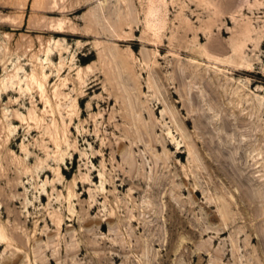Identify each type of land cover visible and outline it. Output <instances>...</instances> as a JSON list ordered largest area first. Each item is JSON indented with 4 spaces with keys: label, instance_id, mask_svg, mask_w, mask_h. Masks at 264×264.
<instances>
[{
    "label": "rangeland",
    "instance_id": "obj_1",
    "mask_svg": "<svg viewBox=\"0 0 264 264\" xmlns=\"http://www.w3.org/2000/svg\"><path fill=\"white\" fill-rule=\"evenodd\" d=\"M164 1L166 21L156 37L145 25L149 0H40L39 9L36 0H0V15L17 19L0 24V264H234L238 258L246 264L257 255V238L249 248L243 243L249 226L262 228L264 237V0ZM125 2L134 5L133 18H127L131 29L121 33L126 42H119L104 33L113 31L117 13H126ZM103 5L111 16L102 18V25H88ZM52 10L56 13L49 14ZM58 19L69 22L59 36L48 29ZM110 51L132 68L115 80L111 67L112 85L99 61L100 53ZM16 71L12 92L4 94L2 81ZM43 72L45 99L36 86L26 90L27 77ZM132 109V118L139 120L143 112L146 127L156 130L138 136L122 119ZM202 138L211 148L205 151L208 161L194 152L197 165L188 144ZM178 144L186 152L183 158L176 157ZM124 157L136 163L124 164ZM138 173L145 185L132 186ZM181 179L187 187L180 186ZM121 180L129 184L125 189L119 188ZM188 188H200L199 203L187 190L179 193ZM245 191L241 201L248 205L236 200ZM229 200L235 210L228 209ZM173 201L188 224L204 223L207 212L200 206L214 203L211 212L219 219L222 208L236 213V226L219 240L217 235L192 238L172 226L180 221L170 208ZM249 202L262 209L261 216ZM185 208L195 214L184 215ZM152 209L156 213L148 212ZM133 216L142 218L132 226ZM198 253L206 257L199 261Z\"/></svg>",
    "mask_w": 264,
    "mask_h": 264
},
{
    "label": "bare ground",
    "instance_id": "obj_2",
    "mask_svg": "<svg viewBox=\"0 0 264 264\" xmlns=\"http://www.w3.org/2000/svg\"><path fill=\"white\" fill-rule=\"evenodd\" d=\"M40 1V0H39ZM39 1L38 0H36V2H35V7L37 8V9H39V5H40V3H39ZM128 1V0H127ZM193 1H195V0H193ZM201 1V0H200ZM199 1V3L200 4H202V1L200 2ZM50 2V1H49ZM233 2V1H232ZM148 3H150V7H149V9L147 10V13H146V28L150 31V32H152V34H154L156 37H159V34H160V32L164 29V23H165V14H164V12H163V7H164V5H165V7H166V2L164 1V0H149V2ZM231 3V2H230ZM54 4V3H53ZM120 4V3H119ZM204 4V3H203ZM206 4V3H205ZM57 5V4H56ZM56 5L54 6V8H56ZM149 5V4H148ZM196 5H198V4H196ZM59 6V5H58ZM124 6L125 7H122V8H125L126 9V13H124V14H122V13H117L115 16H116V18H117V21L115 22L114 21V23L113 24H111V22H109L110 24H111V26L110 27H112V29H113V31L111 30V31H109L108 29L106 30L105 29V33L104 34H106V36H107V38L109 37V38H115L116 40H118L119 42H126V41H122L120 38L121 37H126V36H124V35H126V34H124V35H122L121 36V33L125 30V28H129V27H131V25L130 24H128V20H127V18L128 17H132L133 16V13H132V10L134 9V5L133 4H131V3H124ZM170 7V6H169ZM60 8H62V7H60ZM231 8V7H230ZM58 9V8H57ZM109 8H108V6H106V5H103V6H101V11H100V13L98 14V18L96 19L97 21H93V23L92 24H88V25H91V26H94V27H96V25L97 26H99V25H102V18H105L106 20H108V16H111L110 15V13H108L109 12V10H108ZM124 9V10H125ZM219 9H220V7H219ZM219 9H217L216 8V10H219ZM119 10V9H118ZM231 9H229V11H230ZM134 11V10H133ZM46 12V11H45ZM63 12V11H62ZM111 12V11H110ZM114 12V11H113ZM207 12V11H206ZM47 13V12H46ZM48 13L50 14H54V13H56V11L55 10H52V11H48ZM218 14L220 13V12H217ZM97 16V15H96ZM114 16V17H115ZM200 16V15H199ZM133 18V17H132ZM132 18H130L131 19V21H132ZM15 22V21H17V19H13V18H11V17H4V16H2V15H0V24H4V23H7V22ZM107 22V21H106ZM50 24V23H49ZM132 25H133V23H131ZM69 25V22H68V20H65V19H58V20H53L52 21V25L51 26H49L48 27V29H49V32L50 33H52V34H54V35H57V36H59V35H62V34H65L66 33V29H67V26ZM209 26V25H208ZM193 27V26H192ZM207 27V26H206ZM211 27H212V25H211ZM106 28V27H105ZM195 28V27H194ZM129 29H131V28H129ZM196 29V28H195ZM133 30V29H132ZM131 30V31H132ZM208 30V29H207ZM71 31H72V34L75 36L77 33H75L76 32V30H75V28H72L71 29ZM147 31V30H146ZM210 31V29L207 31V32H209ZM219 31V30H218ZM223 31V30H222ZM100 32V31H99ZM148 32V31H147ZM221 32V31H220ZM146 33V32H145ZM144 33V34H145ZM198 33V32H197ZM212 33V32H211ZM248 33V32H247ZM101 34V33H100ZM203 34V33H202ZM209 34H210V32H209ZM222 34H224V32L222 33ZM98 35V34H97ZM186 35V34H185ZM105 36V35H104ZM148 36H150V35H148ZM209 37V36H208ZM210 37H212V36H210ZM128 38V37H127ZM126 38V39H127ZM151 38V37H150ZM52 39V38H51ZM198 39V38H197ZM128 40H130V38L128 39ZM150 40V39H149ZM202 40V39H201ZM53 40H49V43H51ZM130 42V41H129ZM148 42V41H147ZM158 42V41H157ZM197 42H198V40H197ZM211 43H213L212 41H210ZM150 43H151V41H150ZM159 43V42H158ZM161 43H163V42H161ZM160 43V44H161ZM152 44H154V42L152 43ZM155 45H156V43H155ZM154 45V46H155ZM216 45V44H215ZM212 46V45H211ZM158 47V46H157ZM216 47V46H215ZM55 48L56 49H59V48H62L61 47V44L59 43V42H55ZM159 49H160V47H159ZM237 49V48H236ZM61 50V49H60ZM108 50V49H107ZM104 51V50H103ZM205 51V50H204ZM235 51H237V50H235ZM50 52V50H48V53ZM60 52V51H59ZM206 52V51H205ZM100 53V52H99ZM107 53V52H106ZM208 54V53H207ZM99 61L101 62V64L103 65V67L105 68V69H107V82L110 84V85H112V83H113V80L115 79V80H118V79H122L123 80V74H129V73H131L132 72V68L130 67V64H129V62L127 61V60H125V58H122V55L120 54V53H113L112 51H110L106 56L104 55V54H99ZM149 62V61H148ZM111 67H113L114 69H115V71H116V75H115V77H114V79L112 78V70H110L111 69ZM90 69V68H89ZM84 70V69H83ZM82 69L79 71V73H78V76H79V78H82L81 77V73H82V71H83ZM114 73V72H113ZM17 74H18V71H16L15 73H12V74H9L8 75V78H7V80L6 79H4L3 81H2V83H1V85H2V89H1V91L2 92H5L4 94H7L8 92H9V94L12 92L11 90H10V86H9V84L11 83H13V79L14 78H17ZM38 74H35V73H33L32 75H30L29 77H27L28 78V80H29V83L27 84V88H26V90L28 91V92H31L32 91V87L33 86H36L37 87V89L42 93V98L43 99H45L46 98V82H47V79H48V77H47V75L43 72L42 74H41V76H37ZM81 80V79H80ZM180 82V81H179ZM99 84V83H98ZM13 86V85H12ZM96 86H98V85H95L94 86V88H96ZM116 86V85H115ZM35 87V88H36ZM150 87V86H149ZM151 88V87H150ZM92 89V88H91ZM170 91V90H169ZM3 94V93H2ZM169 95H171V94H169ZM185 97V96H184ZM172 98V97H171ZM186 99V98H185ZM126 100V99H125ZM202 101V100H201ZM185 102V101H184ZM183 102V103H184ZM48 103H50V102H48ZM201 103V102H200ZM185 104V103H184ZM184 104H183V106H184ZM186 104H187V102H186ZM155 106V105H154ZM186 106V105H185ZM157 107V106H156ZM187 107V106H186ZM188 107H189V105H188ZM151 108V107H150ZM184 108V107H183ZM131 109V108H130ZM146 110V109H145ZM144 110V111H145ZM186 110H187V108H186ZM189 110H192V109H190V107H189ZM124 111V110H123ZM132 112L134 113V109H132L131 110V112L129 111V112H127L126 113V115H123L122 116V119L124 120V122L126 121L129 125H133V127L135 126L136 127V133H138V136H139V134L141 135H143L144 133L146 134V133H148V132H150V131H155L156 129H148L147 127H146V125H145V123H144V120H143V116L144 115H142V113H141V115H140V118H139V120H137V119H134L135 118V116H133L134 118H132L131 117V114H132ZM189 111H187V113H188ZM193 112V111H192ZM124 113V112H123ZM146 113V112H145ZM190 113V112H189ZM148 116H150L151 117V120H152V117H153V119H154V116H155V112L154 111H152V109H150V110H148ZM180 114V113H179ZM192 114V113H191ZM168 115V114H167ZM200 115V114H199ZM166 116V115H165ZM188 116V115H187ZM194 116H195V114H194ZM201 116V115H200ZM206 116V115H205ZM176 117V116H175ZM197 117V116H196ZM149 118V117H148ZM173 118H174V116H173ZM182 118V117H181ZM180 118V119H181ZM188 118V117H187ZM192 118V117H191ZM198 118H199V116H198ZM204 118V117H203ZM203 118H201V121H202V119ZM166 119V118H165ZM167 119H168V117H167ZM200 119V118H199ZM205 119V118H204ZM174 120H175V118H174ZM184 120V119H183ZM122 121V120H121ZM187 121V124L190 122V120H186ZM200 121V120H199ZM198 121V122H199ZM194 122V121H193ZM203 122V121H202ZM205 123V122H204ZM64 124V123H63ZM194 125H196V122H194L193 123ZM231 125V124H230ZM68 126V125H67ZM196 126H198V125H196ZM200 126V125H199ZM57 127V126H56ZM64 127V126H63ZM59 128H60V126H59ZM150 128V127H149ZM155 128H156V126H155ZM204 128H206V127H204ZM164 129V128H163ZM168 129V128H167ZM197 129V128H196ZM199 129L201 130L202 128H200L199 127ZM209 129V128H208ZM60 130H62V129H60ZM65 130H66V128H65ZM210 130V129H209ZM58 131V130H57ZM170 131V130H169ZM172 131V130H171ZM171 131H170V133H171ZM202 131H204L203 129H202ZM206 131V130H205ZM63 132V131H62ZM122 132H125V130L124 131H122ZM183 132V131H182ZM56 133V132H55ZM61 133V132H60ZM65 133V132H64ZM133 133V132H132ZM170 133L168 134L169 135V137H170ZM206 133H207V131H206ZM130 134V133H129ZM135 133H133V135H134ZM144 134V135H145ZM151 134V133H150ZM172 134V133H171ZM64 135H66V134H64ZM132 135V134H131ZM132 135V136H133ZM142 135L140 136V137H142ZM56 136H57V133H56ZM63 136V135H62ZM61 136V137H62ZM127 136H128V134H127ZM147 136V135H146ZM172 136V135H171ZM182 136V135H181ZM66 137V136H65ZM125 137H126V135H125ZM129 137V136H128ZM148 137V136H147ZM150 137V136H149ZM148 137V138H149ZM183 137V136H182ZM186 137H187V135H186ZM219 137V136H218ZM63 138V137H62ZM130 138V137H129ZM135 138V137H134ZM137 138H139V137H136L135 138V140H139V139H137ZM171 138V137H170ZM174 138V137H173ZM195 138V137H194ZM212 138H214V136L212 137ZM216 138V140H217V137H215ZM57 139H58V137H57ZM131 139V138H130ZM150 139V138H149ZM167 139V138H166ZM165 139V140H166ZM188 139V138H187ZM186 139V140H187ZM191 139V138H190ZM203 139V138H202ZM63 140V139H62ZM66 140V139H65ZM142 140V138L139 140V141H141ZM175 140V139H174ZM192 140H193V138H192ZM197 141H198V139H196ZM195 140V141H196ZM206 140H208V139H206ZM205 140V138L203 139V141L202 142H195V145L193 146V145H190V143L188 144V146H190V153H191V155H192V160H193V162H194V164H196V162H197V165H199L200 163H198L199 161H200V159L199 158H197V156L195 155V153L194 152H197L198 150H199V152L201 153V155H199V156H203V159H205V160H207L208 161V158L206 157L207 155H205V151H207V150H209L210 148H211V145H209L208 143H207V141ZM59 141H60V138H59ZM127 141H129L128 139H127ZM190 142H191V140H189ZM62 142V141H61ZM142 142V141H141ZM140 142V143H141ZM184 142H186L185 141V139H184ZM188 142V141H187ZM209 142H212V141H209ZM216 142V141H215ZM225 142V141H224ZM229 142V141H228ZM130 143V142H129ZM165 143V142H164ZM169 143V142H168ZM177 143V142H176ZM217 143V142H216ZM226 144H227V140H226V142H225ZM231 143V142H230ZM229 143V144H230ZM58 144H61V143H59L58 142ZM121 144V143H120ZM122 144H124V143H122ZM151 144V143H150ZM192 144V143H191ZM215 144V143H214ZM229 144H227L228 146H229ZM157 145H158V143H157ZM157 145H155V146H157ZM164 145V144H163ZM162 145V146H163ZM167 145V144H166ZM187 145V144H186ZM226 145V146H227ZM231 146H232V144H230ZM61 146V145H60ZM119 146V145H118ZM131 146H132V148H135V149H138L139 148V145H137V147H134L132 144H131ZM161 146V147H162ZM169 147L171 146L170 144L168 145ZM188 146H186L187 148H188ZM213 146L214 145H212V148H213ZM217 146H218V144H217ZM119 147H121V146H119ZM125 147V146H124ZM178 147V148H177ZM177 152H176V157L177 158H183L184 156H185V154H186V152H183V147H181V145L180 144H178L177 145ZM221 147H222V145H221ZM223 147H225L224 145H223ZM60 148V147H59ZM108 148H110V147H108ZM126 148V147H125ZM157 148H158V146H157ZM166 149V147H165V145L163 146V149ZM117 149H118V147H117ZM189 149V148H188ZM217 149V148H216ZM220 149V148H219ZM221 149H223V148H221ZM225 149H227L226 147H225ZM229 149V148H228ZM105 150V149H104ZM120 151H121V148L119 149ZM213 150V149H212ZM218 150V149H217ZM122 151H124V150H122ZM121 151V152H122ZM185 151V150H184ZM117 152V151H116ZM119 152V151H118ZM121 152H119L121 155H124L125 156V151H124V154H122ZM207 152H209V151H207ZM206 152V153H207ZM211 152V151H210ZM215 151L213 150V153H214ZM188 153V152H187ZM212 153V156L214 157V155H215V153L213 154ZM216 153H217V151H216ZM226 154H227V152H225ZM224 153V154H225ZM221 154V153H220ZM218 154H216V157H215V160H219L220 161V159L222 158L221 156L223 155V153L221 154V156L220 155H218ZM208 156H209V154H208ZM221 158H220V157ZM122 157V156H121ZM134 157V156H133ZM190 157V156H189ZM130 158V157H129ZM136 158V157H135ZM140 158V157H139ZM158 158V157H157ZM224 158V157H223ZM226 158H228V157H226ZM124 164L126 163V164H131L132 163V161L133 160H127V159H125V157H124ZM140 160V159H139ZM209 160H211V157H210V159ZM224 160H225V158H224ZM157 161V160H156ZM164 161V160H163ZM166 161V160H165ZM165 161H164V164H165ZM190 161V160H189ZM207 161H205V164H206V162ZM133 162H135V159H134V161ZM159 162V161H158ZM210 162V161H209ZM209 162H207L208 164H209ZM214 162V161H213ZM218 162V161H217ZM226 162V161H225ZM229 162H231L230 161V159L228 160V162H226L227 164L229 163ZM136 163V162H135ZM221 163H222V161H221ZM220 163V164H221ZM132 165V164H131ZM211 165V164H210ZM217 165V164H216ZM222 165V164H221ZM218 166V167H220V170H221V167L222 166ZM224 165H226L225 163H224ZM223 165V166H224ZM129 166V165H128ZM127 167V166H126ZM132 167V166H131ZM200 166H196V168H199ZM208 167V166H207ZM217 167V168H218ZM192 168H193V166H192ZM192 168H191V170H192ZM194 168H195V166H194ZM201 168V167H200ZM216 168V167H215ZM216 168V169H217ZM134 169H135V167H134ZM204 169V168H203ZM223 169V168H222ZM122 170H124V169H122ZM131 170V169H130ZM133 171V170H132ZM221 171H224V170H221ZM220 171V172H221ZM124 172H125V170H124ZM138 171H136V173H137ZM140 172V171H139ZM192 172V171H191ZM194 172V171H193ZM198 172V171H197ZM132 173V172H131ZM130 173V174H131ZM135 172L134 173H132V175L133 174H136ZM143 173V172H142ZM141 173V174H142ZM189 173V172H188ZM195 173V172H194ZM141 174H137L136 175V177H134L132 180H131V182L129 181V184H131L132 186H140L141 184H144V183H142V180L143 179H146L145 178V174L144 175H141ZM121 175H122V173H121ZM186 175V174H185ZM196 175V174H195ZM135 176V175H134ZM147 176V175H146ZM180 176V175H179ZM187 176V175H186ZM192 176V175H191ZM126 177H128V176H126ZM130 177H131V175H130ZM129 177V178H130ZM151 177V176H150ZM152 178V177H151ZM113 179V178H112ZM131 179V178H130ZM129 179V180H130ZM155 179H157V181H158V178H155ZM191 179V178H190ZM182 180V179H181ZM188 180V179H187ZM193 180H195V178L193 179ZM122 182H121V185L119 186V188H121V189H125L129 184L128 183H126L127 181H124V180H121ZM153 181H154V178H153ZM156 181V182H157ZM159 181H160V179H159ZM117 182H120V180H117ZM145 182V181H144ZM147 182V181H146ZM152 182V181H151ZM156 182L154 183H152V185L153 184H155L156 185ZM182 182H183V180H182ZM181 182V183H182ZM185 182V181H184ZM184 182L182 183V185H180V186H183V184H184ZM109 183H111V184H116V181L113 179V182H109ZM161 183H162V181H161ZM189 183V182H188ZM188 183H187V185H188ZM232 183V182H231ZM147 184V183H146ZM159 184V182L157 183V185ZM145 185V184H144ZM156 185V186H157ZM174 185V184H173ZM185 185V184H184ZM197 185V184H196ZM240 185V184H239ZM151 186V185H150ZM186 186V185H185ZM190 186V185H189ZM216 186V185H215ZM153 187V186H152ZM151 187V188H152ZM158 187V186H157ZM156 187V188H157ZM187 187V186H186ZM193 187H194V185H193ZM196 187H198V185L196 186ZM249 187V186H248ZM118 188V187H117ZM155 187H153V189H154ZM176 188H177V186H176ZM203 188V187H202ZM241 188H243V187H241ZM240 188V189H241ZM245 188V187H244ZM243 188V189H244ZM196 189H198V188H196ZM200 189V188H199ZM193 190V189H190V188H188V189H185V191H180L179 193H181L182 194V192H186V190L188 191V193L189 194H192V196H193V198H194V202H196V203H199L200 202V200H199V202H198V197L200 196V190ZM242 189V190H243ZM136 190V189H135ZM139 190V189H138ZM174 190H176V189H174ZM241 190V191H242ZM104 191V190H103ZM177 191V190H176ZM178 191H179V189H178ZM239 191V190H238ZM244 191V190H243ZM250 191H251V189H250ZM139 192V191H138ZM203 192H205V191H203ZM253 192H254V190H253ZM255 193V192H254ZM137 194V193H136ZM203 194V193H202ZM239 194V193H238ZM253 194V193H252ZM225 195V194H224ZM224 195H222V197H224ZM246 195H247V192L245 191V192H243V193H241L240 192V196L238 197L239 199H236V200H238L239 202L241 201V200H243L242 198L244 197H246ZM176 196V195H175ZM254 197L255 196H257V195H253ZM264 197V196H263ZM174 198V197H173ZM225 198H226V196H225ZM225 198H224V200H223V202L225 203ZM250 198V197H249ZM257 199H258V197H256ZM176 199V198H175ZM220 199V198H219ZM219 199H218V201H219ZM222 199V198H221ZM227 199V198H226ZM261 199V198H260ZM177 200V199H176ZM175 200V201H176ZM232 200H233V198H232ZM246 200V199H245ZM178 201V200H177ZM176 201V202H177ZM217 201V202H218ZM221 201V200H220ZM253 201H255V200H253ZM174 202V201H173ZM179 202V201H178ZM177 202V203H178ZM209 202V201H208ZM208 202H206V203H208ZM213 202V201H212ZM242 202V201H241ZM251 202H252V200H251ZM133 203V202H132ZM176 203V204H177ZM193 203V202H192ZM195 203V204H196ZM218 203H222V202H218ZM217 203V204H218ZM228 209L230 210V207H232L233 209H234V206L236 207V205L234 204V202H231V200H229L228 202ZM243 203H245V205H248L246 202H242L241 204H243ZM250 203V202H249ZM253 203H255V202H253ZM182 204V203H181ZM214 204V203H213ZM213 204L212 203H210V206H208L207 204L206 205H201L200 207L202 208L201 210H204V212H207V213H204L205 214V218H204V223H203V221H201V222H194V223H192V221H190L191 223L190 224H188V222H183L182 220H184L181 216H180V214H179V211L181 210H179L178 208H175V202H174V204H169V205H171V207L170 208H172L173 209V213H175L178 217L177 218H179V223H178V225L177 224H175L174 223V225H172L174 228H178V229H180V230H188V232H189V234L191 235V237L192 238H198V237H201V238H204V237H208V236H212V235H217V239L219 240V239H221V237L222 236H224V235H226L227 234V232H228V230H229V228L231 227V226H234L236 223H237V220H236V218H235V215H236V213H235V215H233V214H231V212H232V210L231 211H227L226 213L225 212H223L225 209L224 208H222V210H221V212L223 213H221L222 214V216H223V219L221 218V216H220V218L223 220V221H221V223L219 224V226L218 227H214V222H218V221H220L221 219H219V216L216 214V213H212L211 212V209L212 208H214V206H213ZM217 204H215V206L217 205ZM226 204V203H225ZM238 204V203H237ZM222 205H223V203H222ZM253 205V204H252ZM252 205H251V203L249 204V206L250 207H252ZM256 205V204H255ZM254 205V206H255ZM140 206V205H139ZM143 206V205H142ZM145 206V205H144ZM197 206V205H196ZM199 206V205H198ZM238 206V205H237ZM253 206V207H254ZM257 206V205H256ZM255 206V207H256ZM152 207V206H151ZM185 207V206H184ZM191 207H193V206H191ZM199 207V208H200ZM220 207V206H219ZM224 207H226V205L224 206ZM240 207H241V205H240ZM252 207V208H253ZM255 207H254V209H255ZM97 208V206L94 208V209H96ZM128 208V207H127ZM138 208V207H137ZM140 208V207H139ZM149 208V207H148ZM195 208V207H194ZM217 208V207H216ZM221 208V207H220ZM231 208V209H232ZM247 208H248V206H247ZM257 208H258V206H257ZM141 209H143V208H141ZM155 209V208H154ZM179 211H178V210ZM224 209V210H223ZM249 209L250 208H248V211H249ZM253 209V210H254ZM258 209H260V208H258ZM258 209H255L257 212V214H258V211H262V209H260V210H258ZM135 210V209H134ZM138 210H140V209H138ZM185 210H186V208H185ZM200 210V211H201ZM206 210V211H205ZM219 210V209H218ZM227 210V209H226ZM235 210V209H234ZM141 211V210H140ZM139 211V212H140ZM144 211V210H143ZM146 211V210H145ZM171 211V210H170ZM182 211V210H181ZM184 211V210H183ZM242 211V210H241ZM264 211V210H263ZM262 211V212H263ZM132 211H130V213H131ZM148 212H152V214H153V212H155V210H151V211H149L148 210ZM194 212V209H192V208H190V209H187L183 214L184 215H187V214H191V213H193ZM202 213H203V211H201ZM220 212V211H219ZM218 211H217V213H219ZM253 212V211H252ZM259 212V213H260ZM262 212L260 213V214H258V215H260L261 216V214H262ZM142 213V212H141ZM143 213H145V212H143ZM150 213H147V214H150ZM156 213V212H155ZM170 213V212H169ZM244 213L245 212H243L242 214L244 215ZM249 213V212H248ZM256 213H255V215H256ZM133 214V213H132ZM132 214H130V215H132ZM158 214V213H157ZM195 213H193V215H194ZM220 213H219V215H221ZM239 214V213H238ZM237 214V215H238ZM241 214V215H242ZM251 214V213H250ZM249 214V215H250ZM253 214V213H252ZM251 214V215H252ZM139 215H142V214H139ZM146 215V214H145ZM171 215V214H170ZM240 215V214H239ZM245 215H247V211H246V213H245ZM263 215H264V212H263ZM112 216V215H111ZM129 216V215H128ZM136 216V215H135ZM248 216V215H247ZM113 217V216H112ZM174 217V216H173ZM176 217V216H175ZM245 217V216H244ZM250 217V216H249ZM254 217V216H253ZM256 217V216H255ZM264 217V216H263ZM140 218H142V216H140L139 217V219ZM144 218V217H143ZM257 218V217H256ZM108 219V218H107ZM109 219H110V217H109ZM108 219V220H109ZM139 219L137 218L136 219V217H132L131 218V225L133 226V224H136L137 222H140L139 221ZM175 219V218H174ZM238 219H239V217H238ZM246 219V218H245ZM250 219H251V217H250ZM255 219V218H254ZM178 220V219H177ZM240 221H241V216H240V219H239ZM130 221V220H129ZM172 221V220H171ZM175 221H176V219H175ZM199 221V220H198ZM244 221V220H243ZM256 221H257V219H256ZM108 222V221H107ZM142 222V221H141ZM248 222V221H247ZM252 222H254V221H252ZM255 223V222H254ZM254 223L252 224V225H254ZM102 224V223H101ZM109 224H111V223H109ZM130 224V223H129ZM142 224V223H141ZM216 224V223H215ZM245 224V223H244ZM247 224V223H246ZM249 225H251V223H249ZM258 225V224H257ZM130 226V225H129ZM236 226V225H235ZM245 226H247V225H245ZM255 226V225H254ZM260 228H261V226H259ZM171 228V227H170ZM234 228V227H233ZM257 228H258V226H257ZM241 229H243V228H241ZM262 229V228H261ZM258 230V229H256V226L253 228L252 226H249V233H250V235H246V232L245 231H243L242 233L244 234L245 233V235H246V237H247V239L245 240V243H243V245L245 244L246 246H247V248H249V245H251L250 244V241H254V240H256V238H257V244H259V249L258 250H255V251H253V253H257V255H253V257L250 259H248L246 262V264H264V237L262 236L263 235V233H262V230ZM264 229V228H263ZM240 231V230H239ZM261 232V233H259V232ZM186 232V231H185ZM184 232V233H185ZM248 232V231H247ZM263 232H264V230H263ZM237 233V232H236ZM242 234V235H243ZM236 237H238L237 236V234H236ZM255 237V238H254ZM253 238V239H252ZM175 239V238H174ZM235 242V241H234ZM236 244L238 243V242H235ZM212 244V243H211ZM238 246V245H237ZM202 247V246H201ZM200 247V248H201ZM207 247H209V245L207 246ZM232 247H235L234 246V243H233V246ZM205 249V248H204ZM209 249V248H208ZM200 251H201V249H199ZM203 250V249H202ZM235 250H236V248H235ZM235 250H234V253H236L235 252ZM127 251V250H126ZM206 251V250H205ZM207 251H209L210 252V250H207ZM203 252H204V250H203ZM202 253V252H201ZM207 253V252H206ZM194 254V253H193ZM199 254V253H198ZM190 255V254H189ZM215 255V254H214ZM168 256H170L169 254H168ZM224 256V255H223ZM119 257V256H118ZM118 257H114L113 258V260H117L118 259ZM196 257V256H195ZM206 256H204V253L203 254H199V255H197V258L199 259V261H202L204 258H205ZM243 257V256H242ZM224 259V258H223ZM222 259V260H223ZM236 259V258H235ZM234 259V260H235ZM242 259V258H241ZM244 259V258H243ZM225 260V259H224ZM238 260H239V258H238ZM237 259H236V262H234V264H242V260H240V261H238ZM250 260H251V263H250ZM167 262V261H166ZM200 263V262H199ZM243 264H245V263H243Z\"/></svg>",
    "mask_w": 264,
    "mask_h": 264
}]
</instances>
